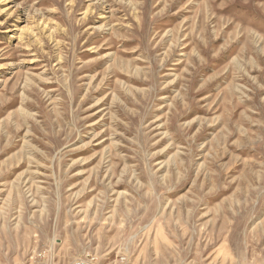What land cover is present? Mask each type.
Here are the masks:
<instances>
[{
	"label": "rangeland",
	"instance_id": "rangeland-1",
	"mask_svg": "<svg viewBox=\"0 0 264 264\" xmlns=\"http://www.w3.org/2000/svg\"><path fill=\"white\" fill-rule=\"evenodd\" d=\"M89 252L264 264V0H0V264Z\"/></svg>",
	"mask_w": 264,
	"mask_h": 264
},
{
	"label": "built area",
	"instance_id": "built-area-1",
	"mask_svg": "<svg viewBox=\"0 0 264 264\" xmlns=\"http://www.w3.org/2000/svg\"><path fill=\"white\" fill-rule=\"evenodd\" d=\"M122 260H124V258H122ZM72 264H100V263L96 254L89 252L83 257L78 258Z\"/></svg>",
	"mask_w": 264,
	"mask_h": 264
}]
</instances>
